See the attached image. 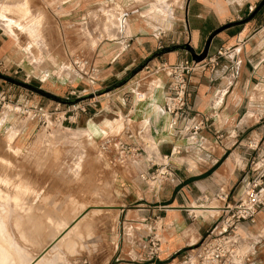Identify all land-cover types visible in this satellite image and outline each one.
Segmentation results:
<instances>
[{"label": "crops", "instance_id": "1", "mask_svg": "<svg viewBox=\"0 0 264 264\" xmlns=\"http://www.w3.org/2000/svg\"><path fill=\"white\" fill-rule=\"evenodd\" d=\"M116 1L121 8L128 5L125 0ZM261 1L185 0L178 16L162 21L165 29L156 18L148 20L139 13H124L120 16L121 23L125 20L127 29L114 32L117 37L105 38V43L84 52L98 73L105 72V87H109L159 49L188 43L199 54L216 30L219 31L211 38L206 55L220 48L227 50L213 71L199 69L190 76L188 115L194 120L207 119L197 134L195 146H188L186 137L170 125L171 116L164 108L169 81L163 73L156 72L162 63L191 58L187 50L177 49L153 57L146 65L150 70L148 75L142 69L123 85L105 93V107L100 110L105 113V130L95 124L90 129L137 145L157 159L179 150L169 156L177 181L151 187L140 180L135 166L119 165L117 177L123 193L116 211L122 235L114 247L105 242L99 259L92 261L86 255L88 264H138L143 253L145 222L154 217L161 224L160 258L176 261L189 246L201 240L216 219L220 207L205 204L216 200L223 205L224 202L215 198L216 194H226L227 202L232 203L257 173L253 163L264 162V4L260 5ZM85 2V7L64 13L62 20L78 23L79 13L85 10L92 12L91 26L104 23V18L100 19L93 11L103 9L111 0ZM80 3L77 0L74 4L79 7ZM250 6L254 7L252 11ZM154 8L168 9L164 3ZM159 29L162 36H157ZM68 36L71 47L78 49L79 42L72 34ZM76 39L82 38L77 35ZM6 40L0 41V60L19 67L13 59V45L9 48L2 45ZM61 41L60 32L54 36L55 47L42 52L43 61L36 70L21 67L27 77H35L33 74L37 72L42 75V82L54 81L53 71L62 69L70 55L69 48ZM256 141L258 146L252 149L251 144ZM60 225L65 227L63 222ZM248 232L256 248L250 262L264 264L263 212L256 215ZM6 239L11 250L0 252V264H40L52 257L48 250L44 252L49 244L38 255L27 257L24 247Z\"/></svg>", "mask_w": 264, "mask_h": 264}, {"label": "rangeland", "instance_id": "2", "mask_svg": "<svg viewBox=\"0 0 264 264\" xmlns=\"http://www.w3.org/2000/svg\"><path fill=\"white\" fill-rule=\"evenodd\" d=\"M85 1L76 7L77 0H0V19L7 20L0 21V41L8 39L2 44L6 48L13 45V59L19 65L0 60V74L25 84L0 77V252L11 250L6 238L24 247L27 257L39 253L59 234L64 241L72 240L70 245L62 238L57 241L60 246L53 243L47 253L52 257L40 264H69L86 255L93 261L101 257L105 242L114 247L122 235L116 208L123 189L113 155L99 149L102 134L90 129L95 124L105 130V113L100 112L105 107L106 92L100 93L106 88L105 72H93V79L84 75L87 67L71 72L68 58L48 83L37 72L36 78L27 77L21 67L36 70L43 61L42 52L55 47L54 36L61 32L69 54L84 56L95 68L84 52L127 29L120 16L139 13L148 20L156 18L165 29L162 21L178 16L185 0H125L126 8L111 0L93 11L104 23L91 26L92 12L85 10L79 13L78 23L62 20L64 13L85 7ZM160 3L167 5V11L154 8ZM156 32L163 35L161 29ZM71 34L79 42L76 50L70 45ZM77 35L82 39H76ZM31 87L67 102L47 98ZM77 97V102H68ZM210 205L222 206L216 200L205 204Z\"/></svg>", "mask_w": 264, "mask_h": 264}, {"label": "built area", "instance_id": "3", "mask_svg": "<svg viewBox=\"0 0 264 264\" xmlns=\"http://www.w3.org/2000/svg\"><path fill=\"white\" fill-rule=\"evenodd\" d=\"M254 9L249 7V11ZM227 54V50L218 49L212 55H206L200 61L184 58L172 64L162 63L156 72L163 73L169 81L166 88L164 108L171 116L170 125L178 133L185 136L188 146L198 143L197 134L207 121L206 118L194 120L187 112V93L190 76L199 69L209 68L211 71L218 65L219 58ZM80 55V54H79ZM69 55L71 72L82 71L87 67L88 78L96 69L88 64L84 56ZM73 58H75L73 60ZM146 75L150 73L143 68ZM80 111L84 112L83 108ZM77 116L75 115L74 118ZM180 120L182 123L179 124ZM258 141L251 144L255 149ZM99 149L103 153H111L118 165H133L136 167L140 180L154 187L165 183L175 184L177 177L169 161V156L179 153L175 150L169 155H161L158 159L137 145H129L112 135H103ZM258 171L244 186L242 193L232 202H227L226 194H216L215 198L224 204L201 240L187 248L176 261H163L160 258L161 235L160 220L145 222L142 236V258L138 264H251L255 244L248 232V227L255 222L259 212L264 213V162L259 163ZM253 165H257L253 163ZM69 264H88L86 258L73 259Z\"/></svg>", "mask_w": 264, "mask_h": 264}, {"label": "water", "instance_id": "4", "mask_svg": "<svg viewBox=\"0 0 264 264\" xmlns=\"http://www.w3.org/2000/svg\"><path fill=\"white\" fill-rule=\"evenodd\" d=\"M264 4V0L261 1L260 5ZM219 30H216L214 31L213 33H211V35L208 37L207 41H206V44H205V47L204 49L202 50V52H200L199 54L195 53L193 51V49L190 47V45L188 43H185V44H179V45H172V46H169V47H166V48H162V49H159L155 52H153L152 54L148 55L135 69H133L130 73H128L125 77H123L122 79H120L119 81H117L116 83H114L113 85L109 86V87H106L103 91H100L101 92H108L110 90H113L121 85H123L124 83H126L132 76H134L136 73H138L139 71H141L144 67H146L148 61H150L153 57L157 56V55H160L161 53H164V52H168V51H173V50H177V49H185L187 50L189 53H190V56L191 58L194 60V61H200L202 60L205 56H206V53H207V48L209 46V43H210V40L211 38L218 32ZM0 77L3 78V79H6V80H10V81H13V82H16V83H19V84H22V85H25L24 83H21V82H18V81H15L11 78H8L2 74H0ZM30 87V86H29ZM34 91L40 93L41 95L47 97V98H50V99H54V100H57V101H60V102H67L66 100L64 99H61L59 97H56L54 95H51V94H48L44 91H41L37 88H33L31 87ZM84 97H82V99L84 98H89L92 96V93L91 94H88V95H83ZM79 99V97H77V99H73L71 101H68V102H77Z\"/></svg>", "mask_w": 264, "mask_h": 264}, {"label": "bare ground", "instance_id": "5", "mask_svg": "<svg viewBox=\"0 0 264 264\" xmlns=\"http://www.w3.org/2000/svg\"><path fill=\"white\" fill-rule=\"evenodd\" d=\"M2 2H3V1H2ZM2 2H0V5H1ZM164 4H165V3H164ZM161 6H163V5H161ZM163 7H164V6H163ZM162 10H163V9H162ZM114 27H115V26H114ZM33 32H34V31H33ZM113 34H115V33H113ZM115 35H116V34H115ZM31 37H32V35H31ZM10 205H11V204H10ZM95 210H96V209H95ZM191 210H192V209H191ZM193 210H194V209H193ZM196 210H197V209H196ZM198 210H199V208H198ZM198 210H197V211H198ZM200 210H201V209H200ZM14 213H15V212H14ZM15 216H16V215H15ZM78 220H79V219H78ZM86 223H87V222H86ZM75 224H76V223H75ZM75 224L73 225V227L75 226ZM16 225H17V224H16ZM66 227H67V226H66ZM73 227H72L70 230H72ZM75 227H76V229H77V225H76ZM82 228H83V227H82ZM20 230H21V229H20ZM70 230H69V231H70ZM61 231H62V230H61ZM69 231H68V232H69ZM75 231H76V230H75ZM82 231H83V230H82ZM68 232H67V233H68ZM70 233H71V232H70ZM63 236H64V235H61V234H59V235H57V236H54V238L51 240V243H50V244L44 249V252L47 251L48 248H49L53 243H58L57 241H59V240H60L59 242H61V238H62V240L64 241ZM29 237H30V236H29ZM65 237H66V236H65ZM24 238H25V237H24ZM33 238H34V237H33ZM66 238H67V237H66ZM73 238H74V237H73ZM25 241H26V240H25ZM69 241H72V240L69 239ZM69 241H67V240L65 239L64 243H66V242L68 243ZM74 242H75V241H74ZM58 245H59V243H58ZM63 245H64V244H63ZM65 245H66V244H65ZM68 245H70V244L68 243ZM10 246H11V244H10ZM55 246H56V245H55ZM59 246H60V245H59ZM66 246H67V245H66ZM56 247H57V246H56ZM6 248H7V247H6ZM59 248H60V247H59ZM18 249H19V248H18ZM54 251H55V250H54ZM40 252H41V251H40ZM10 253H11V252H10ZM40 254H41V253H40ZM37 255H38V254H37ZM45 255H46V254H45ZM48 256H49V255H48ZM46 258H47V257H46ZM8 263H9V262H8ZM8 263H7V264H8Z\"/></svg>", "mask_w": 264, "mask_h": 264}]
</instances>
